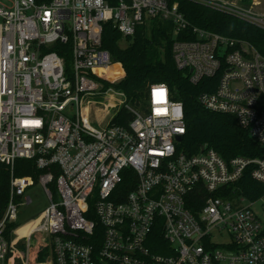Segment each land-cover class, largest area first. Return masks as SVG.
<instances>
[{"label":"built area","instance_id":"1","mask_svg":"<svg viewBox=\"0 0 264 264\" xmlns=\"http://www.w3.org/2000/svg\"><path fill=\"white\" fill-rule=\"evenodd\" d=\"M195 1L264 31L259 1ZM157 17L174 24V61L190 83L217 79L200 104L233 116L264 146V57L247 42L193 26L177 2L0 0V163L11 171L0 264L8 252L30 264L31 249L45 240L39 264H264V215L253 210L264 196L237 192L246 172L264 185V159L227 161L206 146L180 152L185 111L169 86L155 84L145 102L125 106L107 78L114 60L103 48L104 26L130 38ZM182 33L195 40H178ZM92 104L122 105L134 118L99 131ZM18 160L34 161L39 177H17ZM36 184L49 205L27 222V236L17 235L25 223L8 244L6 226L20 223ZM37 234L42 241H33Z\"/></svg>","mask_w":264,"mask_h":264},{"label":"trees","instance_id":"2","mask_svg":"<svg viewBox=\"0 0 264 264\" xmlns=\"http://www.w3.org/2000/svg\"><path fill=\"white\" fill-rule=\"evenodd\" d=\"M35 1L40 5L51 0ZM170 1L179 4L180 12L193 26L247 42L264 57L263 30L195 0ZM243 1L246 4L251 3V0ZM173 34L174 24L160 17L139 27L136 34L130 38H123L111 23L104 26L103 48L110 52L114 60V66L107 73V78L112 83V88L124 93L125 106L138 107L145 102L151 86L166 84L172 91L173 98L184 106L186 134L181 139L180 152L192 156L206 146L214 149L227 161L235 157L264 159V146L256 142L248 130L239 126L233 116L210 112L200 104L198 100L200 94L212 92L217 79H204L198 85L190 83L184 73L176 67L172 52L175 41ZM186 35L187 33L180 34L178 40H195ZM133 118L131 112L122 108L114 122L119 126H128ZM10 172L8 166L0 163V220L5 216L10 199ZM15 175L38 178L40 171L37 170L34 161L18 160L15 164ZM237 186L240 188L237 192L250 200H258L264 196V185L254 181L249 172H246ZM20 226L19 222L7 224L3 237L8 244L12 240L13 230ZM43 248L39 245L34 248L33 253L31 249L30 264L45 261L47 256L43 257ZM18 249L25 250L23 242L18 244ZM34 253L39 256L33 257ZM4 264H22V262L8 252Z\"/></svg>","mask_w":264,"mask_h":264},{"label":"rangeland","instance_id":"3","mask_svg":"<svg viewBox=\"0 0 264 264\" xmlns=\"http://www.w3.org/2000/svg\"><path fill=\"white\" fill-rule=\"evenodd\" d=\"M254 1H259L261 3L262 6L260 9H262V11L264 12V0H254ZM93 100L102 103H106L107 101L104 99H100L99 97L93 98ZM112 101L113 100L110 99L109 102ZM100 108H102V105L95 106L94 104H92V110L90 112L91 125L95 129L99 131H103L105 127L109 125L111 122H113L115 118L118 116L119 111L122 108V105H119L117 107H110L108 108V110H102V111L99 110ZM27 197L32 199V203L28 206L24 205L22 208H20L19 210L20 225L25 224L31 220H36L42 214V212L46 210V208L49 205L48 196L45 193L44 189L39 184H36L35 187L29 189L26 192V195L24 197V202L26 201ZM263 202L264 201L257 203L253 208L255 214L258 217H263L264 215V209L262 207ZM21 228L22 229L18 231V235H23L24 231L27 229L26 227L25 228L21 227ZM42 239H43V235L37 234L34 236L33 241L35 240L42 241ZM43 243L46 244L42 250L43 257H45L48 256L47 254L49 252V244L47 240H45ZM34 250L35 249L33 247L32 253L34 252ZM38 256L39 255L37 253L33 254V257H38Z\"/></svg>","mask_w":264,"mask_h":264},{"label":"bare ground","instance_id":"4","mask_svg":"<svg viewBox=\"0 0 264 264\" xmlns=\"http://www.w3.org/2000/svg\"><path fill=\"white\" fill-rule=\"evenodd\" d=\"M111 70H112V68H111L108 72H110ZM108 72H107V73H108ZM37 221H38V220H37ZM32 226H33V223H32V222L27 223L26 225H24L23 228L26 227L27 229H26V231L23 233V235H20V236H21V237L27 236V235L29 234V231L31 230V227H32ZM20 229H22V228H20ZM20 229H19V230H20ZM19 230H18V231H19ZM18 231H17V232H18Z\"/></svg>","mask_w":264,"mask_h":264},{"label":"water","instance_id":"5","mask_svg":"<svg viewBox=\"0 0 264 264\" xmlns=\"http://www.w3.org/2000/svg\"><path fill=\"white\" fill-rule=\"evenodd\" d=\"M181 139H182V136H178V137H177V140H178V141H181ZM202 149H203V147H202Z\"/></svg>","mask_w":264,"mask_h":264}]
</instances>
